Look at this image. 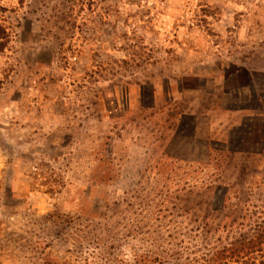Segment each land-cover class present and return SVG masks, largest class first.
Returning <instances> with one entry per match:
<instances>
[{
  "label": "rangeland",
  "instance_id": "374dc122",
  "mask_svg": "<svg viewBox=\"0 0 264 264\" xmlns=\"http://www.w3.org/2000/svg\"><path fill=\"white\" fill-rule=\"evenodd\" d=\"M0 27V264L200 262L264 183V0H0Z\"/></svg>",
  "mask_w": 264,
  "mask_h": 264
},
{
  "label": "trees",
  "instance_id": "16d2710c",
  "mask_svg": "<svg viewBox=\"0 0 264 264\" xmlns=\"http://www.w3.org/2000/svg\"><path fill=\"white\" fill-rule=\"evenodd\" d=\"M7 39L6 32L0 27V51L4 49ZM227 153L232 157L242 155L229 150ZM230 187L226 184L227 190ZM243 188L248 191L236 193L230 200L223 199L221 208L212 212V244L202 248L205 253H198L196 258L200 262L190 259L193 264H264V183L256 187ZM225 201L233 202L224 206ZM165 246L172 245H153V251H158L159 254L153 257L144 254L134 258V262L136 264H189L187 261V263H180L181 260H185L181 258L183 254L181 250L164 249ZM44 264L60 263L48 260Z\"/></svg>",
  "mask_w": 264,
  "mask_h": 264
}]
</instances>
